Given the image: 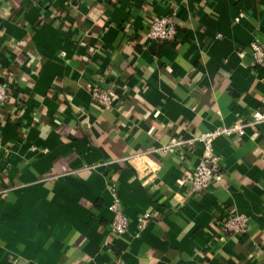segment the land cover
I'll return each mask as SVG.
<instances>
[{
    "label": "crops",
    "instance_id": "1",
    "mask_svg": "<svg viewBox=\"0 0 264 264\" xmlns=\"http://www.w3.org/2000/svg\"><path fill=\"white\" fill-rule=\"evenodd\" d=\"M167 16L178 39L150 41ZM253 41L264 48V0H0V264H264ZM237 122L243 137L214 142L220 176L191 193L201 146L163 148ZM237 213L245 230L223 232Z\"/></svg>",
    "mask_w": 264,
    "mask_h": 264
},
{
    "label": "built area",
    "instance_id": "2",
    "mask_svg": "<svg viewBox=\"0 0 264 264\" xmlns=\"http://www.w3.org/2000/svg\"><path fill=\"white\" fill-rule=\"evenodd\" d=\"M240 17H243L241 14ZM178 31L172 17H162L154 20L149 27L147 37L155 43L175 42L178 39ZM250 50L255 65L264 66V48L258 42H251ZM91 94L96 103L101 106L111 107L114 104L115 97L109 90H102L99 86L91 89ZM12 94L10 88L5 86L0 80V108L11 100ZM257 116L256 120L262 119ZM245 134V124L237 122L230 127L221 126L213 131L200 134H193L190 139L173 138L168 146L163 148L166 153L172 151H195L197 145L202 148V156L189 178V190L191 193L200 194L207 190L211 184L220 176L221 161L215 154L214 142L218 138L243 137ZM109 210L113 213L111 231L117 235H123L129 228V218L119 208L116 200ZM150 216L145 214L140 219L141 224H145ZM247 217L243 214H231L222 222V230L228 234H238L245 230Z\"/></svg>",
    "mask_w": 264,
    "mask_h": 264
}]
</instances>
